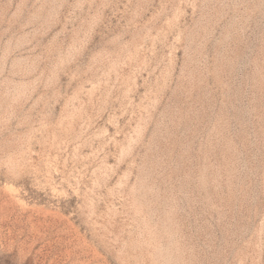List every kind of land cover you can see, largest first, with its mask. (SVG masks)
<instances>
[{
	"label": "rangeland",
	"instance_id": "374dc122",
	"mask_svg": "<svg viewBox=\"0 0 264 264\" xmlns=\"http://www.w3.org/2000/svg\"><path fill=\"white\" fill-rule=\"evenodd\" d=\"M0 264H264V0H0Z\"/></svg>",
	"mask_w": 264,
	"mask_h": 264
}]
</instances>
